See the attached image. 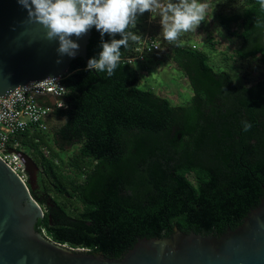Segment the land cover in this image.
Listing matches in <instances>:
<instances>
[{
	"label": "trees",
	"instance_id": "trees-1",
	"mask_svg": "<svg viewBox=\"0 0 264 264\" xmlns=\"http://www.w3.org/2000/svg\"><path fill=\"white\" fill-rule=\"evenodd\" d=\"M241 2V9L219 21L239 39L233 56L256 58L262 69L249 84L216 70L207 51L184 34L179 47L168 44L145 24L153 18L148 21V11L130 30L168 48L192 91L187 103L173 105L139 86L138 70L122 58L141 40L121 46V66L111 77L86 70L81 58L71 61L61 80L66 107L53 113L64 122L50 132L17 136L38 166L30 192L44 215L36 230L119 258L138 238L166 237L173 226L219 236L241 223L264 185V8L259 0ZM90 33L88 60L98 56L102 39L113 38L101 37L95 27ZM243 121L251 124L248 131Z\"/></svg>",
	"mask_w": 264,
	"mask_h": 264
},
{
	"label": "water",
	"instance_id": "water-1",
	"mask_svg": "<svg viewBox=\"0 0 264 264\" xmlns=\"http://www.w3.org/2000/svg\"><path fill=\"white\" fill-rule=\"evenodd\" d=\"M17 0H0V97L16 87L44 78L63 77L72 60L87 65L90 30L77 38L75 56L59 55L58 41L45 38L38 23L27 21ZM60 61L59 63L57 61ZM53 102V99H51ZM10 151V148L8 149ZM27 180L0 159V264H264V185L258 204L234 229L219 236L183 232L173 226L162 238H138L119 258L52 240L35 229L44 208L30 192L38 166L21 152Z\"/></svg>",
	"mask_w": 264,
	"mask_h": 264
},
{
	"label": "clouds",
	"instance_id": "clouds-1",
	"mask_svg": "<svg viewBox=\"0 0 264 264\" xmlns=\"http://www.w3.org/2000/svg\"><path fill=\"white\" fill-rule=\"evenodd\" d=\"M27 11V21L38 23L44 29L45 38L58 41L59 55L75 56L79 49L72 37L80 38L91 28L113 37L101 40L98 56L90 57L86 70L106 73L108 77L121 66V46L129 48V42H138L141 37L131 31L135 27L138 14L145 11L160 17L162 37L171 45L180 46L179 37L183 33L195 32L202 21L211 18L209 4L201 0H17ZM264 8V0H259ZM214 5L211 6V12ZM153 13H156L154 16ZM259 24V21H256ZM119 34L120 39H115ZM155 47H159L158 45ZM60 62L59 60L57 61ZM133 66L134 63L132 64ZM51 80L52 79H48ZM63 89V88H60ZM65 93V92H64ZM60 102L58 107H62ZM66 122V120H65ZM244 131L251 124L243 121ZM27 257H21V264Z\"/></svg>",
	"mask_w": 264,
	"mask_h": 264
},
{
	"label": "rangeland",
	"instance_id": "rangeland-1",
	"mask_svg": "<svg viewBox=\"0 0 264 264\" xmlns=\"http://www.w3.org/2000/svg\"><path fill=\"white\" fill-rule=\"evenodd\" d=\"M201 2L209 4L211 18L207 19L208 17H206V20L199 24L195 32L183 33L185 39L193 46L207 51L210 64L216 70H227L236 84H249L258 79L262 69L257 59L242 61L235 58L233 51L239 44V39L229 35L219 21L220 15L231 14L241 9V0H201ZM213 5L214 8L211 12ZM148 18L149 14L147 13ZM145 24H148L149 28L157 29L162 36L159 15L156 19L151 18L150 23ZM231 27L234 28L235 26L231 25ZM160 47L156 57L147 56L146 58L144 56L141 61L135 62L134 65L139 72V86L151 89L156 94L166 97L173 105L185 104L192 95L186 77L169 59L168 48L162 44ZM63 122L64 118L52 117L48 131L50 132ZM73 150L74 148H71L65 154L63 153L64 158ZM23 152L28 154L26 150Z\"/></svg>",
	"mask_w": 264,
	"mask_h": 264
},
{
	"label": "built area",
	"instance_id": "built-area-1",
	"mask_svg": "<svg viewBox=\"0 0 264 264\" xmlns=\"http://www.w3.org/2000/svg\"><path fill=\"white\" fill-rule=\"evenodd\" d=\"M148 14V21H150L152 13L148 11ZM157 45L159 47H155ZM160 49L159 42L151 35L145 34L134 53L122 58V61L135 64L144 58L146 52ZM62 78L54 77L30 81L16 87L6 97H0V159L23 181L27 180L20 155L24 149L17 136L28 131H48L54 111L66 107L64 100L66 88L61 83ZM48 79H52V81ZM60 102L63 104L62 107H58ZM9 148L10 151H8Z\"/></svg>",
	"mask_w": 264,
	"mask_h": 264
}]
</instances>
